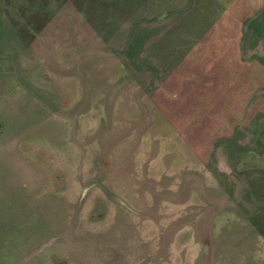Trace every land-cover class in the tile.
I'll return each instance as SVG.
<instances>
[{"label":"rangeland","instance_id":"rangeland-1","mask_svg":"<svg viewBox=\"0 0 264 264\" xmlns=\"http://www.w3.org/2000/svg\"><path fill=\"white\" fill-rule=\"evenodd\" d=\"M0 264H264V0H0Z\"/></svg>","mask_w":264,"mask_h":264}]
</instances>
